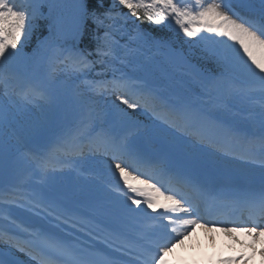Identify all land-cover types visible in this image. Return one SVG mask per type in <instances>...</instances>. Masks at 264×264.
<instances>
[{"label":"snow or ice","instance_id":"1","mask_svg":"<svg viewBox=\"0 0 264 264\" xmlns=\"http://www.w3.org/2000/svg\"><path fill=\"white\" fill-rule=\"evenodd\" d=\"M235 3L0 0V246L24 253L26 264H171L169 253L198 225L250 237L252 254L218 264L252 259L264 242V0L259 10L239 0L244 12ZM41 22L48 35L21 72L22 50ZM144 22L200 48L211 69L191 65L194 88L170 92L125 71L153 41ZM61 77L75 83L77 111L70 125L53 128L31 109L59 106ZM237 104L246 126L224 118ZM89 161L101 166L90 172ZM233 163L240 170L224 166ZM257 165L258 181L248 172ZM6 166L28 175L5 189ZM58 173L77 182L107 177L89 201L111 203L107 222L80 211L68 185L57 186Z\"/></svg>","mask_w":264,"mask_h":264},{"label":"rangeland","instance_id":"2","mask_svg":"<svg viewBox=\"0 0 264 264\" xmlns=\"http://www.w3.org/2000/svg\"><path fill=\"white\" fill-rule=\"evenodd\" d=\"M187 1L189 3H194V0H187ZM234 6L237 8L238 11H241V12L247 11V9L241 3H239V0H237V3H235ZM252 7L256 10H259V8H260L259 0H252ZM32 38H33V34H32L31 39L25 43V46L22 50V58L18 64V68L21 72L28 71L31 69V65L33 64L32 58L35 55V50L38 47V40H43L44 37L38 38L34 45H32L30 43ZM28 48H30V50L34 51V55H31V56L28 55V53H29ZM125 71H127L130 75H137V76L147 75L151 79H153L154 81L159 83L160 85L166 87L170 92L184 91V90L188 89L186 84L191 86L192 88H194V85L191 82V73L193 72V69L187 65L184 66L183 64L178 63V61L173 58V53L171 51H169L168 49H165L164 47H162L161 45H158L156 42H153V41L149 45H145L143 47L142 54L139 56L138 63L135 64L133 67L125 69ZM57 87L64 90L66 93L63 101L59 104V106H57L54 109H49V110H47L48 108H44V109L32 108L31 109L32 118H34V119H46L50 122V124L52 125L53 128L58 127V125H60V126L70 125L75 118V114L77 111L76 103H78L77 98L75 96V83L73 81L67 80L64 77H61L60 80L57 81ZM71 100H72V102H71ZM75 101H76V103H75ZM72 113H73V115H72ZM233 113H235V115H233ZM140 115H142V114H140ZM223 115H224V118H226V119H235L237 121H241L242 123H244L245 126L247 125V122L243 120V117L245 115H247V113L244 111L243 106L240 104L235 105L232 113H225ZM142 118H144V116ZM253 119L258 120V117H256L255 114H253ZM143 121H147L146 116H145V119ZM93 163H95V162L89 161V162L85 163L86 168L91 169L92 166L94 165ZM254 167L257 168L258 165L254 166ZM93 171H95V169H93ZM58 174H60V173H58ZM68 175L70 176V178H72L71 174H68ZM102 178L104 180H106L107 177H102ZM82 181H84V183H86L88 185L92 184L91 181H87V182L85 180H82ZM95 181L97 182L96 186L100 185L103 182V180L99 181V179H97ZM98 183H100V184H98ZM104 184H105V182H104ZM74 186H73V189L76 188ZM101 186L103 188L104 185L101 184ZM77 189H78V191H81L82 187L80 186ZM108 202L105 200H104V202L99 200L98 204L102 208L105 206L104 208H106L109 212L112 209H111V203L110 202L108 203ZM105 216L106 215H104V217ZM106 218H107V216H106ZM198 227L199 226L197 225L191 231L190 235L184 237L182 244H177V246H176V247H179L182 251H184L188 256H189L190 252L193 251L190 254V257L192 259L188 260L187 264H197L198 261L200 263H204L200 255H202L201 250H204L206 248V243H205V241H203L202 237L199 234L201 232H202L201 234H203V233L206 234L205 231H207V230L204 228L201 229L200 227L197 230ZM224 234H225V232H224ZM227 235H229V234H227ZM227 235L225 234L223 236L228 237V239L231 238L233 244L237 245L236 247H241V246L246 247L248 245L247 242H244L242 239H239L236 236H233V235L227 236ZM217 239H218V241L215 243L216 247H214V248L220 247L221 249H224V250H227V248H228V250H230L229 252L227 250L226 254H222L221 255L222 257L220 259H222L224 257L232 256V253L233 254L238 253L237 255L244 253L243 251H239L240 249L233 248L234 246L232 245V243H228V244L224 243V241H222L223 239H222V237H220V235H218ZM219 241H221V242H219ZM210 243L212 246H214V240L212 241V239H211ZM223 244H224V246H223ZM185 253H183V255ZM187 255L183 256L184 261H187V259H186ZM196 256L198 257V261L196 260ZM178 260H179V257L177 259H175L176 262H178ZM250 261L253 262V260H248V262H250ZM211 263L212 264H218V263H214V262H211ZM207 264H210V263L208 262ZM237 264H243V262L238 261Z\"/></svg>","mask_w":264,"mask_h":264},{"label":"bare ground","instance_id":"3","mask_svg":"<svg viewBox=\"0 0 264 264\" xmlns=\"http://www.w3.org/2000/svg\"><path fill=\"white\" fill-rule=\"evenodd\" d=\"M71 102H72V100H71ZM75 103H76V101H75ZM77 104L78 103H76V107H77ZM47 110H49V109H47ZM73 113H72V115H73ZM143 116H144V118H142ZM136 118L143 121L145 119V115L138 114ZM58 126H60V125H58ZM93 164H94L93 167L95 169H97V168H99L101 166L97 162H95ZM224 166L227 167V168L233 169V170H237V171L240 170V165L235 164V163H233V164H225ZM248 172H249L250 175L251 174H255V173L261 174L259 166L257 168L256 167L249 168ZM27 175H28V170L25 169V168H12V173L9 175L8 182H7L6 186H5V189L17 186L20 183V181L22 179H24ZM71 176H73V174H71ZM65 177H66V179H65ZM94 183H95V186L92 185V184L88 185V184L84 183V181H82V180L79 181V182L75 181L74 179L70 178V176L67 173L57 174V186H64L66 184L68 185L67 190H66V194L69 195L70 197L76 199L79 202V204L81 205L80 211H83L86 214L94 216L95 219H99L100 221L107 222V218H106V216L104 217V215H105V213L108 212V210L106 208H104L105 206L103 208L100 207L99 204L95 205V206H89V201H90V199L92 198L93 195L97 196V197L102 195V186H101V184L102 185H104V184L103 183H101V184L98 183L100 185L96 186L97 182H95V180H94ZM73 186L76 187V188L73 189ZM80 186L82 187V189H81V191H78L77 188L80 187ZM100 201L104 202V200H100ZM105 201L108 202V200H105ZM5 207L7 208V210H8V208L13 209V210H10L12 212L18 211L20 214H22L25 217L30 215L29 213L24 212V210H22V209H17L15 207H9V205H5ZM33 219L38 221V222H42V221H39V218L34 217ZM198 229H199V227L197 228V230ZM205 232H206V234H204V233L201 234L202 233L201 232L199 235L202 237L203 241H205V243H206V248L204 250H201V254L202 255H200L202 260H203V262H205L206 264L208 262L210 264H212L211 262L218 263V261L222 257L221 255L227 253L228 248H227V250L221 249L220 247L214 248V247H216L215 243L218 241V239H217L218 235H220V237H222V239H223L222 241H224V243H226V244L232 243V245L234 246L233 248L240 249L239 251H243L244 254H252L253 253V249L249 248L248 245L246 247H244V246L243 247L242 246L241 247H236L237 245L233 244L231 238L228 239V237L223 236L226 233L224 234V232L221 231L219 227H217L215 229V231H211V232L210 231H205ZM232 235L238 237L239 239H242L244 242H247V243L250 240V237L247 234L243 233V232L232 233L231 236ZM227 236H229V235H227ZM211 239H212V241L214 240V246H212L211 243H210ZM219 242H221V241H219ZM223 246H224V244H223ZM262 247H264V242H259V243H257L255 245V250H254L255 254L252 255V259H251V260H253V262H251V261L248 262L247 261V264H255L256 260H260L261 263H262V261H264V257H262L260 255V249ZM229 251L230 250H228V252ZM183 253H185V252L182 251L179 247H175L174 250L171 253H169L167 259L171 262V264H174L173 260L179 257V264H186L187 262L182 260ZM237 254L236 253L235 254L232 253V256H237ZM27 260H28V258H27Z\"/></svg>","mask_w":264,"mask_h":264},{"label":"trees","instance_id":"4","mask_svg":"<svg viewBox=\"0 0 264 264\" xmlns=\"http://www.w3.org/2000/svg\"><path fill=\"white\" fill-rule=\"evenodd\" d=\"M141 30L151 34L154 40L168 45L180 62L195 65L197 69L204 71L211 69V64L201 58L200 48L190 45L187 42L189 38L183 36L182 33H177L174 28H166L144 22L141 24ZM47 34L48 32L44 26V22H41V26L34 31L31 43L34 44L37 37H43ZM85 42L87 43V40ZM30 52L33 53L31 50Z\"/></svg>","mask_w":264,"mask_h":264},{"label":"water","instance_id":"5","mask_svg":"<svg viewBox=\"0 0 264 264\" xmlns=\"http://www.w3.org/2000/svg\"><path fill=\"white\" fill-rule=\"evenodd\" d=\"M11 172H12V168L6 166L5 171H4V174H3V177H2L3 186L6 185L7 180H8V177H9V175H10Z\"/></svg>","mask_w":264,"mask_h":264}]
</instances>
